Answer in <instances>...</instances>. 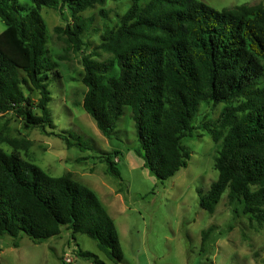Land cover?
I'll list each match as a JSON object with an SVG mask.
<instances>
[{"label": "trees", "instance_id": "1", "mask_svg": "<svg viewBox=\"0 0 264 264\" xmlns=\"http://www.w3.org/2000/svg\"><path fill=\"white\" fill-rule=\"evenodd\" d=\"M30 1L34 6L25 11L19 0H0V114L15 113L26 127L59 137L68 148L83 147L55 131L47 81L54 70L60 77V63L44 56L41 10L68 11L69 38L80 51L88 26L81 14L108 0ZM115 1L128 8L116 25L106 26L101 48L110 57L83 59L84 110L110 138L129 107L145 166L165 181L188 166L183 140L193 134L201 104H225L218 118L201 127L220 145L218 178L199 205L214 214L227 193L237 212L240 206L242 215L264 225V5L218 11L200 0ZM119 153L98 157L115 176ZM63 227L73 239L82 234L95 240L114 264L124 260L117 225L94 191L0 148V236L26 235L42 243L60 236ZM210 236L203 232L204 264H212L206 254ZM79 256L101 262L90 252L80 250Z\"/></svg>", "mask_w": 264, "mask_h": 264}, {"label": "rangeland", "instance_id": "2", "mask_svg": "<svg viewBox=\"0 0 264 264\" xmlns=\"http://www.w3.org/2000/svg\"><path fill=\"white\" fill-rule=\"evenodd\" d=\"M200 1L218 11L264 5V0ZM19 3L25 11L34 6L30 0ZM127 8L124 1L108 0L83 12L81 17L88 26L81 36L80 51L69 38L73 21L68 11L42 8L47 26L44 56L60 63V77L54 70L47 81L55 131H64L73 143L85 145L68 148L61 138L28 128L22 117L8 113L0 114V148L7 154L20 153L51 176L70 175L94 191L119 231L124 260L118 264H204L200 251L206 230L211 232L206 254L212 264H264V225L242 215L240 206L237 212L227 193L214 214L199 205L200 195H206L218 178L215 162L220 145L201 127L218 118L225 104H201L193 134L183 140L191 154L188 166L165 181H159L145 166L129 107L124 108L110 138L84 110L83 59L110 57L101 48L102 37L106 26L116 25ZM4 29L0 18V34ZM32 98L37 103L39 93L33 92ZM118 151L114 162L119 175L115 176L107 173V164L98 157ZM80 250L97 255L101 262L79 256ZM67 259L70 264H114L95 240L82 234L73 239L65 227L60 236L42 243H34L26 235L0 236V264H69Z\"/></svg>", "mask_w": 264, "mask_h": 264}, {"label": "built area", "instance_id": "3", "mask_svg": "<svg viewBox=\"0 0 264 264\" xmlns=\"http://www.w3.org/2000/svg\"><path fill=\"white\" fill-rule=\"evenodd\" d=\"M67 261L70 263L71 262V260H69V259H67Z\"/></svg>", "mask_w": 264, "mask_h": 264}]
</instances>
